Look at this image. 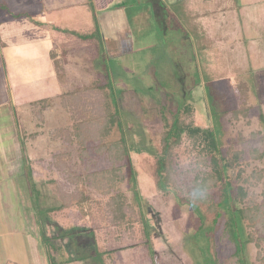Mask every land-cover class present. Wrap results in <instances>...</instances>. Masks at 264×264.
<instances>
[{
    "label": "rangeland",
    "instance_id": "374dc122",
    "mask_svg": "<svg viewBox=\"0 0 264 264\" xmlns=\"http://www.w3.org/2000/svg\"><path fill=\"white\" fill-rule=\"evenodd\" d=\"M94 1L3 0L0 20L23 13V20L34 26L50 23L47 28L55 45L64 44L56 58L58 84L64 91L89 85L96 78L112 84L120 126L111 130L106 141L125 134L135 180L130 182L126 174L123 180L112 182L116 186L109 193L123 194L135 211L139 208L147 231L136 226L119 232L105 220L104 204L110 194L95 189L87 179L96 177L109 184L101 174L91 175L110 168L112 162L106 152L94 149L96 142L83 145L77 141L73 132L79 121L77 109H64L55 94L40 97L36 109L41 119L30 103L25 106L30 93L39 97V88L46 89H40L42 94L57 90L56 80V88L52 82L49 87L34 82L33 90L15 82L0 67V236L5 245L0 247V263L8 255L24 264H52L54 260L55 264H239L240 258L246 264H257L258 254L264 258V239L253 241L248 233L259 237L264 231L243 223L244 248L236 254V245L225 229L226 211L220 209L213 222V213L176 196L181 193H173L172 184L159 189L154 169L164 121L187 103L191 106L187 118L215 130L223 154L240 150L242 176L255 170L262 173L261 179L245 186L256 202H264V156L253 157L252 150L264 154V120L260 118L264 115V68L253 65L263 58L264 2L246 12L262 13L259 28L253 21L249 36L242 27L243 43L254 42L252 51H247L233 41V11L244 5L243 0H102L109 8H126L135 38L133 47L111 56L103 35H109L113 47L119 39L112 29L101 32L96 15L100 4ZM30 25L14 26L3 36L10 42L22 33L36 37L41 31ZM196 43L212 46L203 60ZM202 61L208 63L205 77ZM206 83L216 96L206 90ZM245 101L250 106L248 113L233 114L235 108L245 112ZM78 109V115L90 118L88 107ZM172 154L178 182L188 183L203 167L199 152L186 139ZM227 175L235 179L230 171ZM240 179L231 184L235 186ZM81 192L87 197L84 204L90 206L86 213L76 207L59 209L63 201L75 202ZM63 214L61 225L58 218ZM106 228L110 233L101 241L99 235ZM41 230L48 237L41 236Z\"/></svg>",
    "mask_w": 264,
    "mask_h": 264
},
{
    "label": "trees",
    "instance_id": "16d2710c",
    "mask_svg": "<svg viewBox=\"0 0 264 264\" xmlns=\"http://www.w3.org/2000/svg\"><path fill=\"white\" fill-rule=\"evenodd\" d=\"M97 27L96 25L95 28L98 29ZM192 33L197 36L196 32ZM98 35L99 33H97V36ZM200 38H202V35ZM199 43H201V41ZM199 43H196L195 47H197L198 50L200 49L201 59L203 60L206 58L203 56L205 55L204 52H206V50L209 51L208 49L212 46H204ZM207 64L208 63L204 61H202L201 64V66L203 65L201 71L204 77L206 76ZM211 79L216 80L215 77ZM207 83L205 85L206 90L210 94L216 96L214 88ZM215 87L217 88L218 86ZM112 94V84L109 82L102 83L99 78H96L91 80L89 85L73 91L67 90L62 92L60 94V103L64 109H77L78 111L77 116H79V121L73 130L77 141H81L83 145H86V143L90 141L96 142L94 149L96 151L106 152L107 158L111 159L112 166L110 168L102 172H92L91 175L101 174L103 176L102 178L109 180V184L103 180H100V182L96 181V177H88L89 179H87L95 189H100L110 194L104 204L103 214L106 218L105 220L110 221L109 223L111 225H115L119 232L126 230L128 227L135 229V227L138 226L142 232L146 233V219L143 217L141 210L137 208L135 211L134 206L128 202L123 194L109 193L114 186H116V184H112V182L123 180L124 175L128 174L130 182L135 180V170L132 165L130 148L127 145L125 134L121 132L118 139L106 141V137L110 134L111 130L114 127L120 126V113L116 108V98L113 97ZM217 97L219 96L217 95ZM37 105L38 102L32 104L33 113L37 118L41 119V111L40 109H36V107H38ZM80 105L82 108H89L91 112L90 118L78 115V108ZM245 105V112H243V109L235 108L232 110V113L235 115L248 113L250 106L246 104V101ZM211 107H213V103ZM190 109L191 106L184 103L164 121V129L160 136L161 148L155 158L154 173L157 186L159 189L165 190L168 184H172L175 191L172 190V192L175 194L176 191L181 193V196H179V194L176 196L191 202L193 205H197V207L205 206L206 211L213 213V222L218 220L220 209L225 210L228 216V223L225 229L236 245V254H240L243 251L245 243L242 227L243 223H246L247 227H256L264 231V202H256L252 195H248L249 192L245 186L250 184L253 179H261L262 173L259 172V170H255L248 176H242L243 173L241 171L243 168L239 161L241 156L240 150L232 149L223 154L218 145L216 131L195 125L192 119L187 118ZM216 115L214 116L216 117ZM260 118L264 120V115L260 114ZM185 139L188 141L191 148L199 152L200 162L203 167L195 172L188 183L183 184L181 181H177V173L174 171L175 169H173L172 165V153L173 149ZM252 150L254 152L253 157L261 158L264 156L263 152L259 153L254 149ZM208 168L209 170L207 171L206 169ZM227 171L235 174V179H230L227 175ZM238 179H240V181L233 186L231 184L232 180ZM217 191H219V194L216 197ZM77 196L78 199L75 202L63 201L59 209L76 207L80 212L86 213L87 209L90 207L86 204L87 202L84 204L87 197L83 192L79 193ZM49 209L51 210L52 208ZM108 233H110V231L106 228L105 234L103 233L102 237L99 235L100 240L106 241L105 237ZM42 235L46 236L44 230H41V236ZM130 235L132 236L133 234ZM248 238L253 241L255 239L260 241L264 239V232L261 233L259 237H253L252 234L248 233ZM49 256H51L50 253ZM257 258L259 261L257 264H264V258L260 254L257 255ZM239 261V264H246L241 258ZM51 263L55 264L56 262L54 260L51 261Z\"/></svg>",
    "mask_w": 264,
    "mask_h": 264
},
{
    "label": "crops",
    "instance_id": "0c3cea01",
    "mask_svg": "<svg viewBox=\"0 0 264 264\" xmlns=\"http://www.w3.org/2000/svg\"><path fill=\"white\" fill-rule=\"evenodd\" d=\"M3 0H0V3ZM102 0H95L94 2L99 3L96 7V15L98 18V23L100 25L101 32L104 30L107 31H113V34H115V38L117 41V45H112V42L107 37L103 35L104 39V45L108 53H110L111 56H114L116 54H119V50L123 49L125 50L126 46L133 47V44L135 42V38L133 35V30L130 23L129 14L126 11V8L124 6L117 7V8H109L108 3H101ZM244 5L239 6V9H236L234 12V17L236 18V21H234V31L236 35L234 36L233 41L237 43L238 46H241L243 49H246L247 51L254 48V42L247 41V45L243 43L240 36L242 35V27H244V33L249 34L250 27L253 26V21L255 23V27L258 29L259 25L261 24V17L262 13H257V16L253 15H246V12H250V7L255 6V4L263 3L264 0H243ZM264 4V3H263ZM24 10V9H23ZM253 10V9H251ZM262 10H264V7H262ZM261 10V11H262ZM26 12V11H25ZM26 15L18 16V17H11L0 20V37H2L4 40H1L3 43L1 46V57H0V67H2V70L5 71V74L9 72V77H14L16 80L15 82H19L20 85H29L32 88V83L37 82L39 85H44L45 87H49L48 82H52V86L56 88L53 83L54 80H56L57 83V90L51 91L47 90L44 94L40 93L41 90H46L44 88H39V97L35 96V94L30 93V102H27L25 104L32 106L34 102H42L40 97H53L60 96L62 92H64L62 85L58 84L57 79V70H58V63H57V53L59 50H63L64 44L54 42V39L50 36V31L47 27L50 28V23L47 21L45 26L41 27L39 24L38 26H34L32 22L29 20L26 22L23 19L26 18ZM18 18V19H17ZM24 22V23H22ZM30 24H32L33 28H38L41 32H45L44 35L35 34L36 37L29 36V33H22L23 36H20V38H14L12 42L8 41L9 39L5 40V36H3L4 32L5 34H9L10 30H13V27L16 26L19 27L21 25H25L28 27ZM264 24V22H263ZM31 26V25H30ZM104 29V30H103ZM105 33V32H104ZM106 34V33H105ZM110 34V33H109ZM112 35H110L111 37ZM249 36V35H248ZM60 46V47H59ZM114 49V50H111ZM58 50V51H57ZM263 58L259 57L257 61L253 63L254 64H260L264 68V47H263ZM260 67V68H262ZM264 71V69H262ZM18 84V83H17ZM23 87V86H22ZM34 90V89H33ZM70 90V89H65ZM30 91V90H29ZM27 89V92H29ZM38 98V99H36ZM45 104L43 103V106ZM43 109V108H42ZM64 215L59 216V222L61 225L64 223L62 222V218L64 219ZM57 219V218H55ZM56 221V220H55ZM57 223V222H56ZM66 223V222H65ZM1 224V220H0ZM67 224V223H66ZM3 232H0V235H2ZM56 233V231H55ZM0 247L3 249L5 247L4 242L2 241V238L0 236ZM0 248V249H1ZM1 249V250H2ZM8 249V247L6 248ZM9 250V249H8ZM13 257L7 255V259L2 264H24L23 261H18L16 259H12ZM14 261V263H13ZM1 264V263H0Z\"/></svg>",
    "mask_w": 264,
    "mask_h": 264
}]
</instances>
